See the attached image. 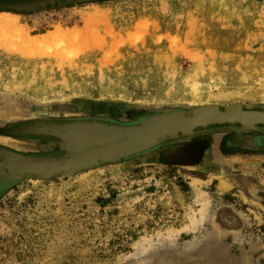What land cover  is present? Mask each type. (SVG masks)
I'll return each mask as SVG.
<instances>
[{"label": "rangeland", "instance_id": "1", "mask_svg": "<svg viewBox=\"0 0 264 264\" xmlns=\"http://www.w3.org/2000/svg\"><path fill=\"white\" fill-rule=\"evenodd\" d=\"M0 12L19 18L0 27L3 158L61 157L58 130L75 124L120 129L207 106L264 110V0ZM57 28L70 36L29 45ZM204 255L264 264V125L215 126L71 175L0 172V264Z\"/></svg>", "mask_w": 264, "mask_h": 264}, {"label": "water", "instance_id": "2", "mask_svg": "<svg viewBox=\"0 0 264 264\" xmlns=\"http://www.w3.org/2000/svg\"><path fill=\"white\" fill-rule=\"evenodd\" d=\"M78 2H66V5H75ZM38 9L33 8L30 11ZM29 11V10H28ZM27 11V12H28ZM236 110L257 111L253 108H246L235 105L229 108H219L216 106L200 107L187 112H174L159 116H154L142 121L137 126L125 127L120 129H106L101 125L75 124L66 126L58 130V137L61 141L62 149L65 154L56 158L29 159L18 157L15 159L3 158L0 152L2 163L5 161H27L35 164L31 169H24L16 172H8L11 178L19 176H34L40 179H47L59 175H71L78 171L97 166L99 164L113 162L130 155L151 149L162 142L183 139L193 136L199 131H208L215 126H238L242 129L253 128L254 125H264V117L252 119H233L231 112ZM219 111L223 117L208 121L206 112ZM264 112V110H259ZM180 116H187L190 119L185 125L176 126L173 129L161 131L142 140L143 134L155 127H164L163 124L168 120L176 119ZM97 154L93 157H85L82 154L94 148ZM81 156V157H80ZM80 157V158H79ZM0 172H3L0 166ZM140 264H215L209 257L204 255L202 258H186L170 256L167 258L150 259Z\"/></svg>", "mask_w": 264, "mask_h": 264}, {"label": "bare ground", "instance_id": "3", "mask_svg": "<svg viewBox=\"0 0 264 264\" xmlns=\"http://www.w3.org/2000/svg\"><path fill=\"white\" fill-rule=\"evenodd\" d=\"M48 3H50V0L48 1ZM38 6L44 7V3L43 2L34 3L33 5L30 6V8L33 9L35 7H38ZM18 20H19L18 17H15V16L10 15L8 13H1L0 12V27L13 29L16 27ZM70 34H71V31H68L67 29L57 28V29H55V32H52V33L48 34L47 36L42 37L41 40L36 39L35 41H32L33 40L32 39V40H29L28 43L30 46H39V45H43L44 43H46L50 40H54L55 38H58V37L70 36ZM206 115L208 116V118H207L208 121H212L213 119H218V117H220V118L223 117L219 111L206 112ZM230 116L231 117L233 116L232 120L233 119L244 120V119H252V118H262V117H264V112H261L259 110L255 111V112L254 111H247V110H236L234 112H231ZM192 118H193V116L191 118H188L187 116H180V117H177L176 119L168 120L163 124L164 127H161V126L155 127V128H153L154 130H149L145 134H143V136L141 138H142V140H144L147 137L153 136V134H157V133H160L161 131H165V129L170 130V129H173L174 127L179 126V125L183 126V125H185V123H188L190 121V119L192 120ZM95 152H96L95 147L89 149V151H86L82 154L83 155L82 159H84L85 157L89 158V157L95 156V154H97ZM34 165L35 164H31L27 161H5V162L0 164L1 169H6L8 172H11V173L16 172V171H20V170H24V169H31L32 167H34ZM206 209H207L206 204L202 203V209L200 211L202 220L205 219V215H206V211H207ZM191 221H192V219H191ZM191 223H192V225H195L196 221H193ZM198 223H201V222H198ZM150 249H152L151 246L147 247L146 249H142L140 254L141 255L146 254L148 251H150Z\"/></svg>", "mask_w": 264, "mask_h": 264}, {"label": "flooded vegetation", "instance_id": "4", "mask_svg": "<svg viewBox=\"0 0 264 264\" xmlns=\"http://www.w3.org/2000/svg\"><path fill=\"white\" fill-rule=\"evenodd\" d=\"M48 1L49 0H12V1H8V2L7 1L4 2V0H2L1 2L4 4L0 5V10H5V11H9V12L28 13V12H31L30 6L33 5L34 3H37V2H43L44 7L38 6V7H35L38 9H34L32 11H36V10L39 11L41 9L59 8L61 6H65L67 1L71 2V3L78 2V3H75V6L76 5L86 6L89 4L103 3V2L109 1V0H50V3H48ZM116 1H118V0H116ZM1 163H2V160L0 159V164ZM2 170H6V169H2ZM6 172H8V171L6 170Z\"/></svg>", "mask_w": 264, "mask_h": 264}, {"label": "crops", "instance_id": "5", "mask_svg": "<svg viewBox=\"0 0 264 264\" xmlns=\"http://www.w3.org/2000/svg\"><path fill=\"white\" fill-rule=\"evenodd\" d=\"M121 1H136V0H118V1H116V0H109V1H105L103 3L89 4V5H96V6L108 7L109 5L111 6V5L116 4V3H119ZM89 5H86V6H89ZM76 6H79V5H76Z\"/></svg>", "mask_w": 264, "mask_h": 264}]
</instances>
